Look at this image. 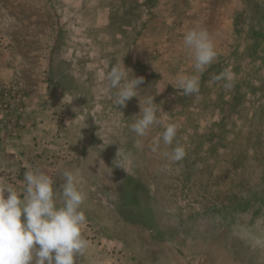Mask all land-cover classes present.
<instances>
[{
  "label": "rangeland",
  "instance_id": "obj_1",
  "mask_svg": "<svg viewBox=\"0 0 264 264\" xmlns=\"http://www.w3.org/2000/svg\"><path fill=\"white\" fill-rule=\"evenodd\" d=\"M198 25L218 56L185 96L175 77L194 72L183 35ZM0 51L13 71L0 85L20 93L0 110V180L78 173L76 264H264V0H0ZM117 63L178 126L182 161L151 150L162 127L130 131L139 98L115 106ZM225 69L231 89L213 79Z\"/></svg>",
  "mask_w": 264,
  "mask_h": 264
},
{
  "label": "clouds",
  "instance_id": "obj_2",
  "mask_svg": "<svg viewBox=\"0 0 264 264\" xmlns=\"http://www.w3.org/2000/svg\"><path fill=\"white\" fill-rule=\"evenodd\" d=\"M183 45L192 57L194 72L178 73L176 89L190 96L200 92V76L216 60L218 52L209 31L199 25L184 33ZM131 73L124 63H117L106 74L115 106L119 109L138 97L140 111L128 125L130 131L137 137H145L154 127H162L151 150L157 152L163 144L171 148L164 154L169 161H182L186 156L185 147L178 142L173 146L178 126L164 123L159 116L162 109L154 102L156 94L141 96L139 86L144 78ZM213 79L223 81L225 89L234 86L230 69ZM117 166L127 172L123 160ZM62 177L58 187L51 175L40 168H30L24 173L22 190L0 180V264H76L77 257L86 253L89 242L82 232L86 224L83 211L86 193L79 186L78 173L64 169Z\"/></svg>",
  "mask_w": 264,
  "mask_h": 264
},
{
  "label": "built area",
  "instance_id": "obj_3",
  "mask_svg": "<svg viewBox=\"0 0 264 264\" xmlns=\"http://www.w3.org/2000/svg\"><path fill=\"white\" fill-rule=\"evenodd\" d=\"M6 96H9L15 101H18L20 97V93L18 92V85H0V110L7 107L4 99V97Z\"/></svg>",
  "mask_w": 264,
  "mask_h": 264
},
{
  "label": "crops",
  "instance_id": "obj_4",
  "mask_svg": "<svg viewBox=\"0 0 264 264\" xmlns=\"http://www.w3.org/2000/svg\"><path fill=\"white\" fill-rule=\"evenodd\" d=\"M6 59L3 55L2 51H0V78L3 80H6L8 77H10L12 74V70H9V68L6 65Z\"/></svg>",
  "mask_w": 264,
  "mask_h": 264
}]
</instances>
